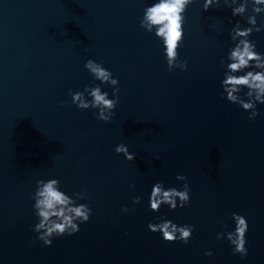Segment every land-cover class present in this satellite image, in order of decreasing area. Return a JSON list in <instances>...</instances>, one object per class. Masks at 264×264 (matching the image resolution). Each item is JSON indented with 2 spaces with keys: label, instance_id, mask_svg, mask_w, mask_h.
I'll use <instances>...</instances> for the list:
<instances>
[{
  "label": "water",
  "instance_id": "obj_1",
  "mask_svg": "<svg viewBox=\"0 0 264 264\" xmlns=\"http://www.w3.org/2000/svg\"><path fill=\"white\" fill-rule=\"evenodd\" d=\"M147 2L0 0V264H264V104L250 120L220 95V58L240 18L194 0L179 48L188 68L168 71L159 41L139 27ZM251 38L264 52V31ZM88 58L119 81L109 122L68 95L92 82ZM120 143L132 161L115 152ZM178 173L190 204L149 210L152 185L179 187ZM52 176L70 191L85 186L92 214L46 247L33 242L29 197L36 180ZM231 212L249 223L244 257L215 239L234 226ZM157 216L193 224L189 243L150 231Z\"/></svg>",
  "mask_w": 264,
  "mask_h": 264
},
{
  "label": "clouds",
  "instance_id": "obj_2",
  "mask_svg": "<svg viewBox=\"0 0 264 264\" xmlns=\"http://www.w3.org/2000/svg\"><path fill=\"white\" fill-rule=\"evenodd\" d=\"M193 3L194 0H149L143 6L139 27L159 41L168 71L174 68L184 71L188 68V60L179 58V48L184 38L185 12ZM221 5L231 10L232 17L240 19L229 29L228 35L233 43L229 45L226 55L220 58L223 69L219 82L220 95L242 108L248 113V118L254 120L260 114L258 104H264V52L257 50L258 41L251 37L254 32L264 31V0H202L204 11ZM84 68L92 76V82L86 84L83 90L68 89L71 104L80 110L93 109L98 120L109 122L119 102L118 78L103 62L92 58L85 61ZM105 84L111 87V96L104 88ZM114 150L123 154L128 161L136 156L124 143L117 144ZM176 180L183 183L179 187H166L163 181L152 185L148 196L149 210L158 212L162 205L174 210L190 204L191 188L187 177L178 173ZM130 187L134 188L135 185ZM29 198L33 201V215L36 218L31 226L36 234L33 242L38 240L46 247L51 246L55 238L77 233L80 224L87 222L92 214L87 188L81 186L79 191H70L55 176L36 180L35 189ZM140 200V196H134L132 203L137 204ZM121 211L126 213L129 208L122 205ZM230 216L234 226L231 230L217 232L215 239H226L232 253L244 257L248 254L247 217L237 212H231ZM154 220H150L147 227L154 233L158 232L163 240L183 244L191 240L195 227L193 224H178L164 216H157ZM217 223L225 225L224 218H219ZM212 254V250H205V255Z\"/></svg>",
  "mask_w": 264,
  "mask_h": 264
}]
</instances>
